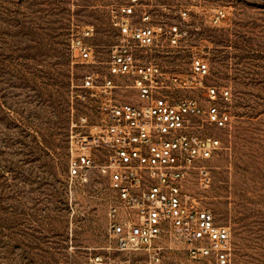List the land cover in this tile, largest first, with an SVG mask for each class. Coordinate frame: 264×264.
I'll return each mask as SVG.
<instances>
[{
	"label": "rangeland",
	"instance_id": "1",
	"mask_svg": "<svg viewBox=\"0 0 264 264\" xmlns=\"http://www.w3.org/2000/svg\"><path fill=\"white\" fill-rule=\"evenodd\" d=\"M126 1L0 0V264H88L94 254L104 264H147L143 252L110 245L114 193L107 177L94 169L86 183L67 181L70 119L86 116L95 124L102 100L82 88L83 76L93 74L98 85L111 78L117 102L137 99L132 75L107 71L116 41L110 9ZM141 2L164 31L157 46L135 51L138 67L157 65L166 75L159 93L195 100L202 113L190 119L193 130L219 140L217 151L195 164L185 189L211 208L217 223L230 226V264H264V0ZM219 9L226 15L213 24ZM84 26L93 27L84 38L92 49L87 60L71 46ZM170 33H180L176 44ZM194 57L208 64L206 73L193 72ZM187 77L195 84L183 85ZM210 105L228 115L223 126L207 120ZM203 172L210 177L206 187ZM166 255L190 264L181 250Z\"/></svg>",
	"mask_w": 264,
	"mask_h": 264
},
{
	"label": "built area",
	"instance_id": "2",
	"mask_svg": "<svg viewBox=\"0 0 264 264\" xmlns=\"http://www.w3.org/2000/svg\"><path fill=\"white\" fill-rule=\"evenodd\" d=\"M143 6L141 0H127L110 9L116 41L109 48L107 71L110 77L132 75L137 99L117 102L110 96L115 86L111 78L105 77L98 85L93 74L83 76L82 88L102 100L95 124L89 125L86 116L70 119L67 181L69 185L86 183L94 169L107 177L114 193L107 211L112 249L127 254L143 252L147 264H170L166 254L172 249L181 250L190 264L205 260L230 264V226L217 223L211 208L185 189L195 164L210 158L219 148V140L193 130L190 119L202 113L195 100H173L159 93L157 87L166 75L157 65L138 67L135 51L157 46L164 31L162 25L151 23ZM180 14L185 17L187 10ZM225 15L224 9L217 10L212 23L218 24ZM92 34L93 27L84 26L71 39L80 59L92 56L91 47L84 42ZM179 35L170 33V42L176 44ZM192 70L204 74L208 64L194 57ZM171 80L178 83L177 77ZM182 84H195L194 78L187 77ZM207 90L208 96L215 98V89ZM206 115L219 126L228 120L214 105L208 106ZM98 155L102 157L98 159ZM209 181L208 173L203 172L200 186H208ZM88 264H104L103 256L92 255ZM106 264L129 262L110 259Z\"/></svg>",
	"mask_w": 264,
	"mask_h": 264
}]
</instances>
